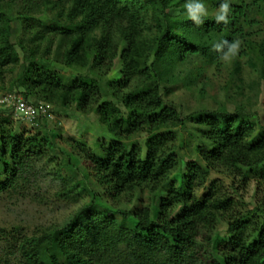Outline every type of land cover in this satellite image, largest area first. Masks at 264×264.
I'll use <instances>...</instances> for the list:
<instances>
[{"label":"trees","instance_id":"1","mask_svg":"<svg viewBox=\"0 0 264 264\" xmlns=\"http://www.w3.org/2000/svg\"><path fill=\"white\" fill-rule=\"evenodd\" d=\"M202 2L209 15L196 26L187 17L185 0H0V79L20 63L14 23L22 24L25 35L40 16H47L42 26L48 37L31 36L29 48L38 52L40 43L44 55L53 53L56 61L79 75L68 78L53 68L23 65L13 88L27 101L36 99L29 101L35 106L39 101L63 108L76 104L84 114L94 107L114 139L110 146L88 145L84 138L58 145L69 161L64 169L75 182L60 196L88 202L64 224L36 235L2 230L0 239L18 242L19 264H264V226L248 236L249 215L236 214L232 197L214 201L213 193L203 199L195 194L207 182L211 163L246 167L252 173L264 168V138L247 142L256 126L253 122L234 131L237 112L209 111L199 119L213 144L204 153L207 163L191 162L186 189L173 187L159 202L158 219H172L185 238L173 239L160 229L151 206L137 196L158 192L173 170L182 172L178 136L172 128L184 126L187 117L173 97L180 90L194 92L207 65L217 64L218 54L204 57L201 44L241 40L239 56L231 61L233 75L246 66L264 80V0H229L227 26L214 18L222 0ZM116 58L122 61L121 80L109 83L113 99L102 102V81ZM218 61L229 68L230 62ZM198 94L205 98V92ZM121 121L128 122L126 129L118 126ZM142 134L147 136L144 141L135 139ZM0 136L4 146L0 173H11L16 182L31 168V154L43 157L45 142L38 136ZM8 188L0 183V192ZM101 199L115 212L100 210ZM222 221L229 225L230 238L217 244L216 255L215 234ZM120 244L126 251L117 257L113 251Z\"/></svg>","mask_w":264,"mask_h":264},{"label":"rangeland","instance_id":"2","mask_svg":"<svg viewBox=\"0 0 264 264\" xmlns=\"http://www.w3.org/2000/svg\"><path fill=\"white\" fill-rule=\"evenodd\" d=\"M52 1L57 3L61 0ZM259 18L261 19V15ZM47 19V16H40V22L33 24L32 30H30L31 34L28 32L25 35L22 24L14 23L13 42L17 45L20 63L10 67L4 77L0 79V101H6L5 103L0 102V134L4 133L7 137L23 136L25 138L38 136L45 142L44 148L41 149L44 153L43 157L35 158L36 154H31L33 158L31 168L22 177L20 176L18 181H14L15 183L11 181V173L8 175L0 173V183H6L9 186L8 189L0 192V233L4 229H18L20 236H32L44 229L68 221L88 200L60 196L59 193L69 190L75 182L64 169V165L69 161L60 152V149H57L58 145L75 138H84L88 145L98 142L101 145L110 146L114 141L108 128L94 111V107L84 114L76 104L63 108L39 101L38 107H45L47 114L38 121L15 117L12 106L7 101H11L12 96H21L26 99L20 90L13 88V82L22 72L23 65L46 70L53 68L68 78L79 75L78 71L56 61L53 53L44 55L45 46L40 43H37L40 45L38 52H33L29 48L28 39L31 36L44 35L48 37L49 32L42 26V23ZM214 43L211 41L200 45L199 50L204 57L208 59L215 57L217 53L212 50ZM216 59L215 66L208 67L207 65L194 92L180 90L173 97L174 103L183 109V116L187 117L184 126L176 125L172 128L178 136L176 152L179 154L182 172H178V168L173 170L170 180L158 192H139L137 195L151 206L153 216L160 229L173 239L185 238L186 234L172 222V219L166 222H161L158 219L159 202L173 187L186 189L187 174L191 162L207 163L204 160V153L210 151L213 144L205 136L206 126L199 124V119L209 111L225 109L233 113L237 112L238 120L233 126L234 131L253 122L256 126L250 135L246 136L247 142L256 143L264 138V80L246 66H243L240 75H233L231 62L228 68L220 66L219 58ZM121 68L122 61L120 58H116L113 69L102 81L104 93L102 102L113 99L109 83L121 80ZM159 69H163V67L159 66ZM201 91L205 92V98L198 94ZM28 101L34 103L37 100L30 98ZM239 107L242 109L238 110ZM259 119H261L260 122ZM118 126L126 129L128 122L121 121ZM146 137V134H142L135 139L142 142ZM3 153L4 146L0 136V155ZM8 160L11 161L10 156ZM211 166V174L207 182L197 187L195 194L203 199L209 193H213L214 201L223 197H232L236 204V210H234L237 212L236 214L249 215L248 236H254V233L264 226V168L258 173H252L246 167L233 168L224 162L211 163ZM98 208L111 213L115 212L104 199L99 201ZM119 223L131 228V225L126 221L119 219ZM229 238V225L222 221L215 234V247H213L215 253L217 244ZM17 249L18 242L16 240H12L10 244L7 239H0V264H19L20 252H17ZM125 251L126 246L120 244L114 249L113 254L120 257V254ZM108 262L111 263L110 260Z\"/></svg>","mask_w":264,"mask_h":264},{"label":"clouds","instance_id":"3","mask_svg":"<svg viewBox=\"0 0 264 264\" xmlns=\"http://www.w3.org/2000/svg\"><path fill=\"white\" fill-rule=\"evenodd\" d=\"M183 7L186 10L187 17L196 26L203 25L205 18L209 15L202 0H185ZM230 13L231 6L229 0H222L215 13V22L227 26L230 22ZM241 44L242 41L239 39L232 40L231 42L227 39H223L214 43L212 50L218 54L222 62H231L235 57L239 56Z\"/></svg>","mask_w":264,"mask_h":264},{"label":"built area","instance_id":"4","mask_svg":"<svg viewBox=\"0 0 264 264\" xmlns=\"http://www.w3.org/2000/svg\"><path fill=\"white\" fill-rule=\"evenodd\" d=\"M5 103L6 101H0ZM12 106V111L16 118L35 120L47 114V109L43 106H35L21 96H12L11 101H7Z\"/></svg>","mask_w":264,"mask_h":264}]
</instances>
